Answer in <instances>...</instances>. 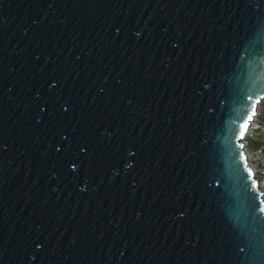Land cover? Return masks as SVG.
<instances>
[{"label": "water", "instance_id": "95a60500", "mask_svg": "<svg viewBox=\"0 0 264 264\" xmlns=\"http://www.w3.org/2000/svg\"><path fill=\"white\" fill-rule=\"evenodd\" d=\"M262 100L264 0H0V264H264Z\"/></svg>", "mask_w": 264, "mask_h": 264}, {"label": "built area", "instance_id": "2783aa9c", "mask_svg": "<svg viewBox=\"0 0 264 264\" xmlns=\"http://www.w3.org/2000/svg\"><path fill=\"white\" fill-rule=\"evenodd\" d=\"M261 104H263V112L261 114L259 111H256L255 118L251 122V126L253 124V127L248 126L244 136V146L247 154V163L253 171L255 180L264 183V143H262L264 141V100L259 103L258 108ZM247 138H251L250 140L255 139L260 144L248 150ZM261 192L264 201V188Z\"/></svg>", "mask_w": 264, "mask_h": 264}, {"label": "rangeland", "instance_id": "374dc122", "mask_svg": "<svg viewBox=\"0 0 264 264\" xmlns=\"http://www.w3.org/2000/svg\"><path fill=\"white\" fill-rule=\"evenodd\" d=\"M259 112L262 114L263 112V104L260 105V107L258 108ZM251 138H247L246 142H247V149L249 150L250 148L254 147L255 145L260 144V142H256L255 139L250 140ZM262 143H264V141H262Z\"/></svg>", "mask_w": 264, "mask_h": 264}, {"label": "bare ground", "instance_id": "6f19581e", "mask_svg": "<svg viewBox=\"0 0 264 264\" xmlns=\"http://www.w3.org/2000/svg\"><path fill=\"white\" fill-rule=\"evenodd\" d=\"M256 111H257V112L259 111V110H258V107H257ZM251 122H252V121H251ZM249 126H251V123H250ZM251 127H253V124H252ZM244 147H245V146H244ZM246 161H247V159H246ZM257 185H258V188L261 189V190L264 188V183H262V182L257 181Z\"/></svg>", "mask_w": 264, "mask_h": 264}, {"label": "snow or ice", "instance_id": "6c2138e0", "mask_svg": "<svg viewBox=\"0 0 264 264\" xmlns=\"http://www.w3.org/2000/svg\"><path fill=\"white\" fill-rule=\"evenodd\" d=\"M249 120H251L252 119V117L251 116H249V118H248ZM243 127H247V125H244ZM243 134V133H242Z\"/></svg>", "mask_w": 264, "mask_h": 264}]
</instances>
